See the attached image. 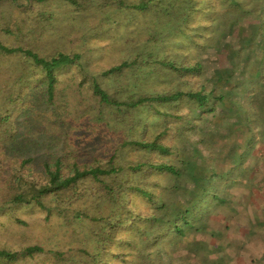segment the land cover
Returning <instances> with one entry per match:
<instances>
[{
    "label": "rangeland",
    "instance_id": "rangeland-1",
    "mask_svg": "<svg viewBox=\"0 0 264 264\" xmlns=\"http://www.w3.org/2000/svg\"><path fill=\"white\" fill-rule=\"evenodd\" d=\"M123 1L128 6L146 3L149 8L138 12L131 8L109 7L106 11L101 0L90 4L84 12L56 0L43 4L31 0L0 4V41L4 45L30 47L43 56L56 51L82 55L78 66L68 68L60 76L59 86L63 96L57 100L58 103L48 106L45 97H34L39 92H27L34 83L42 86L38 85L40 78L34 76L22 84L25 88L20 90L22 100L18 109L8 108L6 103L7 82L19 76L17 65H21L23 60L12 58L13 64L8 67L15 68V74H6L8 79L4 73L0 77V90L3 91L0 94V114H4L6 109L11 110V114L6 116V125L0 126V163L11 165L15 160L21 162V159L30 157L37 168L40 163L57 158L70 163L77 155L82 159L92 158L96 152L102 155L110 148L118 149L125 140H151L164 131L161 141L171 148L172 153L155 158L180 169H184L186 164H196L197 167L189 169L188 178L178 179L170 175L151 177L150 183L158 184L154 190L156 197L158 200L163 198L167 203L163 214L169 215L177 206L191 199L189 193L195 190L192 179L197 175L208 177L210 172L205 169L206 166L211 165L212 172L216 174L229 175L217 183L224 189L221 196L226 204L217 207L205 222L196 223L193 234L181 241L173 240L172 247L168 249L171 264H264V74L247 86L245 82L237 84L243 79V76H238V70L232 73V77L224 73L228 52L241 37L247 39L250 34L252 36L254 25L258 23L248 14L262 15L264 0H234L240 2L239 6L233 5L230 0H194L193 12H188V15L183 9L185 0ZM23 9L25 11L21 13ZM203 19L208 20L210 24L207 27L210 28L202 25ZM5 26L14 32L13 36L4 35L2 29ZM173 26L180 27L179 33L186 42L179 38L183 47L157 38L177 33L170 32ZM229 26L234 27L233 31L230 32ZM196 36L202 39L200 49H208L200 55L206 67L199 74H184L179 89L198 91L205 86V93L214 90V94L222 98L213 104L211 114L199 115L188 103L172 110L168 106H158L161 115L156 116L153 110L147 109L145 116L138 120L136 116L131 126L129 119L116 118L124 115V110L119 112L114 107L101 109L86 87L79 86L83 75L92 74L108 93L117 92L119 87L117 94L126 91L124 75L101 81L99 74L114 64L136 61L137 64L150 63V66L148 70H136L141 80L138 79L134 87L132 84L131 90L158 94L164 89L175 88L177 83L169 81L175 80L174 75L160 70L154 63L165 60L174 62L178 67L192 66L200 60V56L196 57L198 53L193 43L191 45ZM236 56L233 61L238 64L241 57ZM248 60L244 73L250 77L256 62L251 65V55ZM149 70L152 73L146 76ZM229 78L228 83L225 82ZM236 102L242 108H238ZM165 110L169 112L166 118L163 116ZM171 113L174 117L170 116ZM246 120L250 121L255 141L249 147L245 164L233 171L234 161L238 160L250 140L249 131L242 126ZM4 129L12 130L17 136L16 143L24 148L21 152H3L5 143L9 141H4ZM124 152L125 149H121L118 156ZM133 158L135 156L128 153L126 162L130 163ZM40 171L41 167L34 172L37 175ZM22 172L26 174V171ZM4 177L0 174V194L4 189V185L1 186ZM176 185L178 188L174 192L172 190ZM139 200L135 198L134 202L139 203ZM46 206L52 210L50 215L36 207H17L13 212L0 215V249L12 252L30 246L43 249L41 254L13 264H95L93 261L97 264H155V259L149 260L140 252L141 240L135 235L121 234L109 244V253L99 254L98 244L92 239L100 231L99 223L59 216L52 201ZM72 209L86 210L93 215L96 202L86 199ZM108 214V207H104L102 217L107 219ZM232 217H238L242 226L237 228L239 223L235 224L236 227L227 223ZM17 219L23 224L16 222ZM238 246L242 248L241 252L237 251ZM159 250L162 252L163 247ZM162 253L156 264H168L166 253ZM155 258L158 259V256Z\"/></svg>",
    "mask_w": 264,
    "mask_h": 264
},
{
    "label": "trees",
    "instance_id": "trees-1",
    "mask_svg": "<svg viewBox=\"0 0 264 264\" xmlns=\"http://www.w3.org/2000/svg\"><path fill=\"white\" fill-rule=\"evenodd\" d=\"M14 1L0 0V4H12ZM31 1L36 4H43L48 0ZM56 1L84 12L85 9L90 8V4L98 0ZM101 1L106 11L109 7H112V9L122 7L131 8L138 12H143L146 8H149L146 3H140L137 6H128L123 0ZM185 2L186 4L183 6V9H186L188 15V12H193L192 5L195 1L185 0ZM229 2L236 6L240 5L238 1L230 0ZM24 11L25 9L20 12L24 13ZM248 15L253 16L258 23L254 25L252 36L250 34V37L247 39H242L241 37V40L236 45L240 47L235 49V46L228 52L226 56L227 66L224 68V73L230 77L233 76L232 73L235 70H238V76H243V79L239 83L237 82V84L240 85L242 82H245L247 86L255 82V80L258 81L264 74V13L262 15L250 13ZM202 21V25L210 28L207 27L210 24L208 20L203 19ZM178 28L180 27L173 26V29L170 30L172 34L173 31L177 32L173 35L166 34L158 36L157 38H161L159 40L162 42H170L176 47H183V44L179 43V38L186 43L185 38L182 33H179ZM229 28L231 32L234 27L229 26ZM17 30L19 31L20 29L17 28ZM2 31L7 37L14 35V32H11L7 26ZM202 33L206 34L204 31ZM194 39L191 45L193 43V48L198 53L196 55L198 58L202 52L208 49H200V42L202 40L200 36H196ZM252 44L254 45L252 46ZM236 55L241 57L238 64L233 61ZM249 55L253 57L251 65L256 62L255 70L249 73L251 79L244 73L247 67L246 63L249 61ZM13 57H19L23 60L21 65H17L19 76L7 82L8 97L6 96L7 98H5L8 108L16 107L18 109L21 106L20 103L22 100L20 90L25 88L22 84H26L28 80H32L34 76L40 78L41 81L38 85L42 86H36L34 83L33 87L30 90L28 89L27 92L36 90L39 93L33 96L45 97V103L48 106L53 105V103H58L57 100L63 96V91L59 86V78L62 76L63 71H66L72 66H78L82 55L79 53L56 51L54 54L43 56L33 51L30 47L6 46L0 41V77L4 73L5 78L8 79L6 74H15V68L8 67L13 64ZM202 60L203 58L200 56V60L195 61L189 67L183 65L178 67L172 61H155L154 64L160 70L174 75L175 80L172 79L169 81H175L177 83L175 88L170 87L169 89H164L158 94H150L145 91L139 93L130 89V86L133 84L134 87L138 79L141 80L137 76L136 70H148L150 66V63L144 65L143 62L137 64L136 61L129 63L124 61L114 64L110 68L102 70L99 74L101 81L107 77L115 78L119 75H124V89L126 91L122 90L117 94L119 87L117 92L108 93L99 84L98 78L92 74L88 76L83 75L79 86L86 87L101 109L114 107L119 112L124 110L125 114H122L121 117L117 116L116 118L118 120L129 119L131 126L134 125L136 116L137 120L145 116L144 113H146L147 109L153 110L156 116L161 115L158 106H168V109L172 110L182 103H188L199 115L211 114L214 110L213 104L218 103L222 98L219 95L216 96L214 90L205 93V86H202L198 91H193L192 89L183 91L179 89L182 86L181 77L184 74H199L205 69L206 65ZM38 70H40L39 73L36 72ZM151 73L152 71L149 70L145 74L148 76ZM229 80L230 78L225 79V82ZM2 92L0 90V94ZM236 104L238 108H242L239 102H236ZM167 111L165 110V113H163L165 118L169 115ZM3 113L0 114V126L2 124L4 125L5 121H7L8 118L6 116L11 114V110L6 109ZM170 116L174 117L172 113ZM175 117L178 118V116ZM27 122L31 127H35V125H31V121ZM242 126L247 128L251 136L244 151L238 156V160L234 161L235 168L231 169L233 171L245 164L247 156H249V147L255 141L250 121L246 120ZM11 131L8 129L2 130V133L6 136L4 141L9 139L7 141L8 143L6 142L4 145L3 152L6 154H12V152L19 153L24 149L20 147L19 143H16L17 136L13 135ZM164 136L165 132L162 131L151 140H125L118 149L110 148L102 155H98L96 152V156L88 159H82V157L77 155L70 163L61 158L44 161L40 163L38 168L41 167V171L37 175L34 172L35 169H38L36 167L37 164L35 162L33 163L31 157L21 159V162H16L15 160L11 165H2L0 163V174L5 176L4 181L1 183L2 187L4 185V189L2 190L1 187L0 215L13 212L17 207H36L46 212L47 215H50L52 210L46 206V203L52 201L57 206L55 211L59 216H64L67 219H89L101 225L100 231L95 233L94 238H92L98 244L96 248L99 250V254L109 253V244L114 242L121 234H129L131 237L135 235L141 240L140 252L145 255V258H149V260L155 259L156 264L159 262V257L163 254L162 252H165L171 264L170 251L168 249L172 247L173 240L181 241L188 235L193 234V229H196V223L205 222L206 219L208 220L210 213L217 207L226 204L225 199L221 196V191L224 192V189L222 190L220 184L217 183L218 181L226 179L229 175L216 174L212 172L213 167L211 165L206 166L205 169L210 172L208 177L197 175L196 178L192 179V185L195 186V190L189 193L191 194V199L184 201L183 205L177 206L169 215L166 213L163 214L162 212L167 208V203L163 198L160 197L158 200L156 197L157 195L154 193V190L157 189L158 184L154 182L150 183L151 177L162 176L163 178L170 175L178 179L188 178L190 176L189 171L197 167L196 164L194 166L186 164L184 169H180L172 163L156 159L155 157L168 156L172 153L171 148L161 141ZM121 149H125V152L118 156V151ZM128 153L135 156L130 163L126 162ZM78 154L80 153L78 152ZM122 155H125V157H121ZM14 163H16V166ZM22 170L26 171V174ZM177 188L178 185L172 191L175 192ZM135 198H139L140 202L135 203ZM86 199L96 202V210L93 215H89L86 210L72 209L75 205L84 203ZM148 205H151L153 209ZM104 207H108L109 214L107 219L102 217V209ZM16 222L23 224L18 219ZM166 243L168 244L166 245ZM161 247H163L162 252L159 250ZM42 252L43 249L38 246L25 247L20 251L14 252L0 249V263L13 264L25 258H32L34 255L41 254ZM155 256H158V259ZM93 262L95 264L98 263Z\"/></svg>",
    "mask_w": 264,
    "mask_h": 264
},
{
    "label": "crops",
    "instance_id": "crops-1",
    "mask_svg": "<svg viewBox=\"0 0 264 264\" xmlns=\"http://www.w3.org/2000/svg\"><path fill=\"white\" fill-rule=\"evenodd\" d=\"M264 193V192H263ZM240 220H238V217L237 218H234V217H232V219L231 220H229V221H227V223H231L232 225H233V227H236L235 226V224H237V223H239V225L237 224V228H238V226H242V224H240V222H239ZM241 250H242V248H240L239 246H238V252H241ZM264 257V255H262V258Z\"/></svg>",
    "mask_w": 264,
    "mask_h": 264
}]
</instances>
